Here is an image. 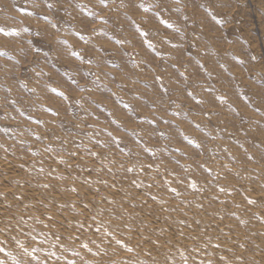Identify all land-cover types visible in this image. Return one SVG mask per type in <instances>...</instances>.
Returning a JSON list of instances; mask_svg holds the SVG:
<instances>
[{"label":"rangeland","instance_id":"1","mask_svg":"<svg viewBox=\"0 0 264 264\" xmlns=\"http://www.w3.org/2000/svg\"><path fill=\"white\" fill-rule=\"evenodd\" d=\"M0 264H264V0H0Z\"/></svg>","mask_w":264,"mask_h":264},{"label":"snow or ice","instance_id":"2","mask_svg":"<svg viewBox=\"0 0 264 264\" xmlns=\"http://www.w3.org/2000/svg\"><path fill=\"white\" fill-rule=\"evenodd\" d=\"M142 35H145L144 33H142ZM223 191V189H221Z\"/></svg>","mask_w":264,"mask_h":264}]
</instances>
